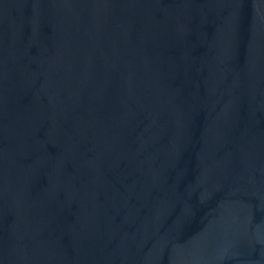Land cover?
<instances>
[{"label":"water","instance_id":"1","mask_svg":"<svg viewBox=\"0 0 264 264\" xmlns=\"http://www.w3.org/2000/svg\"><path fill=\"white\" fill-rule=\"evenodd\" d=\"M0 264H264V0H0Z\"/></svg>","mask_w":264,"mask_h":264}]
</instances>
